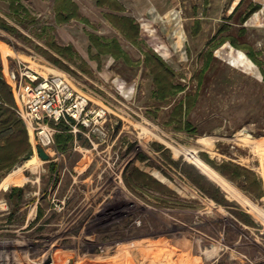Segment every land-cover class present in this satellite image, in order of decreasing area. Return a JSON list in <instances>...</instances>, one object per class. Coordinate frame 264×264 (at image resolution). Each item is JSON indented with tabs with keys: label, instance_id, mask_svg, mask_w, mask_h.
<instances>
[{
	"label": "rangeland",
	"instance_id": "obj_1",
	"mask_svg": "<svg viewBox=\"0 0 264 264\" xmlns=\"http://www.w3.org/2000/svg\"><path fill=\"white\" fill-rule=\"evenodd\" d=\"M21 1L26 21L7 17L15 32L0 28V74L63 73L108 120L104 136L66 128L73 143L58 153L45 149L47 161L28 133L31 155L0 179V264H51V257L89 264L131 246L147 259L173 253L183 264H264V225L180 153L194 151L264 209V155L256 152L264 140V23L250 19L242 28L239 21L243 8L260 1L243 0L230 17L204 10L203 0L176 1L179 44L165 12L131 2L113 4L116 20L108 0H71L78 17L62 22L55 0ZM7 6L0 1L3 17ZM120 18L133 21L125 32ZM91 35L116 41L119 52ZM228 164L248 172L249 189L242 176L221 173ZM18 175L25 182L7 185Z\"/></svg>",
	"mask_w": 264,
	"mask_h": 264
},
{
	"label": "built area",
	"instance_id": "obj_2",
	"mask_svg": "<svg viewBox=\"0 0 264 264\" xmlns=\"http://www.w3.org/2000/svg\"><path fill=\"white\" fill-rule=\"evenodd\" d=\"M7 81L13 94L20 98L15 111L28 133H32L37 147L58 153L54 135L60 124L75 135L86 134L84 131L105 135L106 109L76 89L67 75L56 73L44 77L25 69L11 70Z\"/></svg>",
	"mask_w": 264,
	"mask_h": 264
},
{
	"label": "trees",
	"instance_id": "obj_3",
	"mask_svg": "<svg viewBox=\"0 0 264 264\" xmlns=\"http://www.w3.org/2000/svg\"><path fill=\"white\" fill-rule=\"evenodd\" d=\"M96 1H97L98 5H101L103 2H105V0H96ZM55 3H56L57 8L59 9V18L62 22H68L73 17H78V8H77L76 4H74L71 0H55ZM11 7L16 13H18L19 11L25 12V9L22 8L19 4L16 5L14 1L12 2ZM258 8H259L258 5H255L254 7L251 6L248 9L249 11L247 10V12L245 13L242 21H245ZM109 17L110 18H116V17L110 16V15H109ZM116 20H118V18H116ZM120 20L125 21V24L122 26V30L124 32L126 29H128L127 23L129 24V22H130V24H129L130 26H131V24H133L132 19H129V18H120ZM0 28H2L5 31H8V32H13V31L15 32V29L8 26V24L3 22L2 20H0ZM137 31L138 30L136 27L135 31H134L135 32L134 36H136L138 34ZM90 38L97 41V43H98L97 46L101 45L103 48L109 47L107 50H108V52H111L113 55H115L120 50L119 44L116 43V41H112V42H108V43L107 42L101 43L99 41L100 39L96 36L94 37V35H91ZM225 38H228L231 45H233L235 47H239V45L237 46V44H236L237 40L235 37L228 36ZM225 40L226 39H223V42ZM50 44H51V47H53L55 49L58 48L55 46L54 41H51ZM215 45L216 44H214L213 47H217ZM37 48H39V47H37ZM58 49H60V48H58ZM65 50H67V49H65ZM252 55H253V53L249 52V57L251 59H253ZM155 63L156 62L152 59L150 60V58L147 61V65L151 68L153 73H155V75L160 74V71L162 69H159L160 67L155 65ZM207 64H208V61L204 65V68H205L204 70H206V68H208ZM179 89L180 88H178V90ZM191 98H193L192 104L195 103L194 97L192 96ZM192 104H190V105H192ZM179 106H181V109H182V104ZM16 107L17 106H16V103L14 101L11 89L3 81L2 75L0 74V179L5 174H7L19 161L27 159L32 153L31 145L29 143L27 128H26L25 124L23 123V121L18 116L17 112L15 111ZM185 125L187 126L186 127L188 129L187 131L192 130L190 132H195V128L192 129V126L190 125V123H185ZM57 130H58V132H56L54 135L55 144L60 151H64L71 146V144L73 143L74 137L71 133L68 132V130L62 124H60L57 127ZM224 166L219 169L223 175H225L226 177L230 176L231 179L242 176L244 182L246 183L245 188L249 189L250 183L248 182V178H247L248 172L246 170H243V169L239 168L238 166L230 165V164L224 165ZM239 171H241V173L244 172V174L240 175ZM192 182L194 185L199 186V184L196 181L192 180ZM252 183L256 185V188L258 190V188H259L258 187V185H259L258 181H254ZM258 191L260 192V190H258ZM206 193L211 196L210 193H208V192H206ZM17 194H20V193H17ZM40 214H39V216H40Z\"/></svg>",
	"mask_w": 264,
	"mask_h": 264
},
{
	"label": "bare ground",
	"instance_id": "obj_4",
	"mask_svg": "<svg viewBox=\"0 0 264 264\" xmlns=\"http://www.w3.org/2000/svg\"><path fill=\"white\" fill-rule=\"evenodd\" d=\"M256 145V148L258 149L256 150V152L259 153L258 155H264V140L263 143H260L259 147V144ZM180 153L185 157L188 162L192 163L203 175H205L207 178L219 185L220 188H222L237 203H239L248 213H250L256 220H258L264 225V209L254 205L251 201L242 196L233 186H231L227 181H225L209 165L202 161L194 151L182 149ZM23 182H25V177L23 175H18L10 178L7 181V185H19ZM106 254L108 256H106L105 259L97 258L95 260H91L89 264H183V261L179 258V256L173 253L165 254L161 258L153 257L151 259H147L145 256V250L140 246H131L127 248L123 247L113 251V255H111V252ZM51 258V264H68L67 259H62L61 262L56 263L54 257ZM75 264H83V259L79 258Z\"/></svg>",
	"mask_w": 264,
	"mask_h": 264
},
{
	"label": "crops",
	"instance_id": "obj_5",
	"mask_svg": "<svg viewBox=\"0 0 264 264\" xmlns=\"http://www.w3.org/2000/svg\"><path fill=\"white\" fill-rule=\"evenodd\" d=\"M3 1L8 3V6H7L8 13H7V15H5L6 17L5 16L3 17V15L0 13V20L7 22L6 19L8 17V18H11V19L16 20V21L18 20L19 22H22V20L26 21V19L24 17L29 15L28 12L30 10L24 5V3L21 0L20 1H18V0H3ZM13 1L15 2L16 5L19 4L22 8H24L25 12L19 11L18 13H16L11 7V4H12ZM122 1L123 2H127V3L131 2V3L135 4V5H137V7H139V9L142 12H147V13H149V12L150 13L151 12L152 13H158L159 11L165 12V18L169 19V21L171 22L167 26V29L170 28V29H172V32L174 31V33L176 34L175 35V39L178 38V40L176 42H174V43L179 44V38H180V33L179 32H180V28L181 27L179 26L178 23L175 24V22L178 20L179 17H177V15L174 14V13L178 12L176 9L181 8V5H179L181 3L180 0H175V1H171L170 0L171 3L169 1H167V0H108L109 8L113 6L112 7V12H109L108 15L113 16V17H116L117 14L120 15L118 13L119 11L115 10V7H114L113 4L115 3V4H118V6H120V5H122V3H121ZM176 1H178L180 3L177 4V3H175ZM259 1L260 2L253 3V4L248 6V9L251 6L254 7L255 5H258L259 8L254 13H252L245 21H242V19H243L244 15H245V13L247 12L248 9L246 10V8L245 9L243 8V10H242L243 13L239 16V21H240V23H242V28H246L243 25H244V23L249 22L250 19H251L252 22L253 21L254 22H257V21L260 22V25H262V23H264V19H263V21H261V19H260V13L264 11V3H262V2H264V0H259ZM242 3H243V0H229V2L227 4H226L225 0H203V5L206 7L204 10L209 9L211 11L214 10L216 12H219V11H223L225 9L226 13H227L226 15L229 16V17L238 12L237 10L242 5ZM123 16H125V15H123ZM259 19H260V21H259ZM225 25L228 28V26H227V25H229L228 22ZM161 26H163V25H161ZM198 29H199V27L196 28L195 30L198 31ZM228 30H229V28L227 30H225V31H228ZM242 32H243V30L240 33L243 34ZM195 33H197V32H195ZM172 40L175 41L174 39H172ZM173 41H171V42H173ZM231 48H232V46H231ZM232 50L235 51V49H233V48H232ZM161 56L165 57L163 55H161ZM17 60H19V59L17 58L14 61L17 62ZM7 77H8V71L6 72V74L4 73V76L2 75V78H3V81L11 89V85H10L11 83L9 84V82L7 81ZM119 88H123V86H120ZM11 92H12L14 101L17 104L18 99L13 94L12 89H11ZM75 137H78V136H75ZM30 143H31V139H30Z\"/></svg>",
	"mask_w": 264,
	"mask_h": 264
},
{
	"label": "water",
	"instance_id": "obj_6",
	"mask_svg": "<svg viewBox=\"0 0 264 264\" xmlns=\"http://www.w3.org/2000/svg\"><path fill=\"white\" fill-rule=\"evenodd\" d=\"M38 156L43 160L47 161L49 160V155L45 152V150L42 147L37 148Z\"/></svg>",
	"mask_w": 264,
	"mask_h": 264
}]
</instances>
